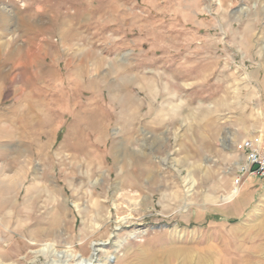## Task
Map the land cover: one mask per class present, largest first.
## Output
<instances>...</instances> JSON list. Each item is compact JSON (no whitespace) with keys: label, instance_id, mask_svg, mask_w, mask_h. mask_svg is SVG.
Returning a JSON list of instances; mask_svg holds the SVG:
<instances>
[{"label":"rangeland","instance_id":"rangeland-1","mask_svg":"<svg viewBox=\"0 0 264 264\" xmlns=\"http://www.w3.org/2000/svg\"><path fill=\"white\" fill-rule=\"evenodd\" d=\"M259 134L264 0H0V264L244 260L264 225L219 212Z\"/></svg>","mask_w":264,"mask_h":264},{"label":"bare ground","instance_id":"bare-ground-1","mask_svg":"<svg viewBox=\"0 0 264 264\" xmlns=\"http://www.w3.org/2000/svg\"><path fill=\"white\" fill-rule=\"evenodd\" d=\"M1 177V175H0ZM3 178V177H2ZM0 180V206H5L4 210L14 208L15 204H17L20 200V192H21V187L24 185L27 176L25 173H17L13 176H7L6 178ZM46 178V177H45ZM47 181V179H45ZM51 186V185H50ZM50 186H43L42 189L40 190L41 193H48L49 197L54 199V201L57 202V198H55V191L57 190V187H50ZM56 188V189H55ZM47 195V194H46ZM48 196V195H47ZM58 203V202H57ZM11 223V222H10ZM13 223V222H12ZM10 228V227H9ZM8 228V230H10ZM234 231V230H232ZM237 232V231H236ZM239 240V239H238ZM225 245V244H224ZM101 245H94V250H93V256L92 258L85 259L82 255L79 256L77 254H71V255H64L67 257L69 260H74L75 264H90L94 257H97L99 252L101 250L100 247ZM48 247V246H47ZM229 247V246H228ZM258 247L257 251H249V252H242L245 258L244 260L241 259V261L237 262V260L229 259L228 256L230 255H237L238 250L234 249L233 247L227 248V247H218V246H213L211 249L207 250L203 255L197 256L195 261L193 262V257H191V254H186L184 255L185 260L184 264H211V257H219L220 259L217 261V264H258L259 262L263 263L264 262V245H260ZM261 251H260V250ZM172 256L179 257L181 256V253L177 250L172 251ZM63 256V258H64ZM183 256V255H182ZM251 257L254 260H246V258ZM61 261V260H60ZM59 260L57 262H60ZM66 262V261H65ZM64 264V263H63ZM143 264H154L153 259L152 261L150 260L149 263L144 262Z\"/></svg>","mask_w":264,"mask_h":264},{"label":"crops","instance_id":"crops-1","mask_svg":"<svg viewBox=\"0 0 264 264\" xmlns=\"http://www.w3.org/2000/svg\"><path fill=\"white\" fill-rule=\"evenodd\" d=\"M241 155L244 159L242 152ZM237 189L238 192H236ZM233 194L231 201L225 202V205L221 206L219 213L224 221L227 224L232 222L239 224L255 219L264 225V179L249 177L243 181L239 188H234ZM240 194L244 195L242 202H238ZM253 238L264 240V226L258 229V235Z\"/></svg>","mask_w":264,"mask_h":264},{"label":"built area","instance_id":"built-area-1","mask_svg":"<svg viewBox=\"0 0 264 264\" xmlns=\"http://www.w3.org/2000/svg\"><path fill=\"white\" fill-rule=\"evenodd\" d=\"M240 151L244 155L245 162L238 168L236 188H239L243 181L249 177L264 179V136L259 134L244 139L241 142Z\"/></svg>","mask_w":264,"mask_h":264}]
</instances>
